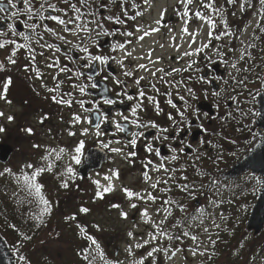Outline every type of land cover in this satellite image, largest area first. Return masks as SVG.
I'll list each match as a JSON object with an SVG mask.
<instances>
[{
	"label": "snow or ice",
	"instance_id": "1",
	"mask_svg": "<svg viewBox=\"0 0 264 264\" xmlns=\"http://www.w3.org/2000/svg\"><path fill=\"white\" fill-rule=\"evenodd\" d=\"M148 0H145L147 3ZM196 2V0H178V4L181 6L180 9H177L176 15L182 21L183 27L180 30L179 41H184L188 44V50H185L179 59L183 60L185 57H197L201 53H204V58L206 63V67H211L213 64L224 63L229 64L224 57L227 53L223 50V46H219L218 44H213V41H221L225 37L229 39H241V35H237L236 32L230 29L228 22L224 19V9L223 7L219 6L217 0H199V6L193 10L191 6ZM228 4L237 5L238 0H226ZM4 0H0V13H7L10 9H16V11H11L9 16H6L5 19L11 20L13 17H17L19 15L26 16L25 21V28L28 29V32H18L15 25L13 23H9L7 25V30H0V37H5L4 39L0 40V49H4L5 47L10 46V55L7 56V61L9 64H15L17 53L20 50H26V54L29 59V65L26 66V70H31L35 73L37 78H43L44 73L41 71L39 66L36 64L37 56H44V51H37L36 47H33V44L37 45L39 49H48L53 52V56L48 57L49 63L46 64V67L49 69L55 68L57 69V76H54V79H57V83L55 87L47 88V91L50 93H56L53 95L51 99L57 103L58 105H65L69 108L73 107V104L79 105V108L82 110L83 113L87 114L85 116H81L79 113H74L72 115V119L70 123L75 126L77 124H87L88 127H82L80 130V134L84 137L89 136L90 134L100 138L106 134L105 130H102L103 125L111 124L115 132L112 135H116L118 133H128V125H132L137 129V131H132L129 133L130 139L123 143L121 147H112V143L121 144L120 140L116 141H109L108 143H104L101 141V146L103 148H109L112 152L116 154H124V148H136L138 143L141 141L142 138L147 140L145 136V131L149 129H157L158 132L155 136L152 137L153 141H168L170 138L168 135H164L168 132L167 128H161L158 124L154 121H144L141 117V113L147 111L145 106V101H147L148 105L151 106L152 110H154L157 115H159L163 109L160 107V102L154 95H149L147 91H145V86H141V81L145 80L144 76H135L137 71H144L150 74V78L148 84L146 85L147 88L151 89L152 92L157 94L160 93L159 87H157L156 83L153 80H159L161 83L168 85L169 87H179L184 84V80H179L172 82L170 80L165 79L166 77H172L174 74H180L182 72H186L192 70L194 72H202L203 69L194 67L198 64L196 59H191L185 68H170V70H166L165 68H149L147 64L140 63L135 65L134 70H128L125 61L132 57V51L127 50V46L132 43L131 40H127L124 43L116 42L111 45V49L109 53H105L100 51L98 53H93L92 48L99 49L100 48V39L102 37H109V36H116V31H109L104 28V21L97 19V11L93 10V5L96 4V0H57L56 3L52 2V0H7L8 7L3 6ZM22 3L23 9H18L17 5ZM123 3H127V0H123ZM260 7L256 10V16L259 18V22L256 23L255 27L259 30L261 34H264V0H258ZM38 4V6H37ZM132 7H138L135 3V0H132ZM247 8H252L253 5L249 2V0H242L239 2V10L244 12ZM106 7L105 4L101 3L97 5V9ZM166 12V10H165ZM219 18V23L217 19L213 16ZM143 13L137 11L134 15H128L127 9H122L121 16H107L104 19L106 21H112L115 24L125 25L127 21L122 19V16L127 17V20L135 21L137 17L141 16ZM235 15V13H232ZM164 12L161 13L163 17ZM195 18L199 22H203L200 27H203L204 24L208 27L207 38L205 40L198 41L197 37L201 35L199 31H190L189 25L191 24L192 19ZM35 21V22H30ZM45 21H52L54 22L55 26L50 27ZM162 19L156 20L157 25L162 24ZM251 26V25H249ZM220 27L221 30L217 32V28ZM43 28V32L37 31L38 29ZM59 28V31H57ZM160 29L159 27L151 28L148 31H144L143 29L137 27V32H143L142 35L138 36L137 39L139 41H143L147 36L158 32ZM171 31V29H170ZM9 33H11V37H20L23 39V43H19L17 39H13L9 37ZM30 33V34H29ZM45 34H48L50 37L53 38L56 42H48L44 40ZM119 35L125 37H132L134 36V32L132 31H125L119 33ZM78 37L79 42L73 43L68 37ZM185 37L188 39L185 41ZM261 37L253 33L252 40H259ZM41 41H44L41 43ZM171 41L173 42V47L179 52L180 48L183 47V44L178 41L177 36H171ZM241 44L244 45L243 40L241 39ZM64 45H72L70 48H63ZM193 45H196L193 47ZM163 47V46H161ZM255 48V44L249 42L247 45H244L241 48L240 55L237 59L229 64V66L236 70V72H249L251 71L250 68H240L238 64L240 62L247 63L253 59L252 53L249 49ZM63 49V55L66 61L71 63L73 67H69L68 64H64L61 66V62L58 58L55 57V53H61ZM209 50L213 53L217 59H213V56H209L205 50ZM77 51L79 53H83L81 56H74L73 52ZM229 51L235 52V48H230ZM111 53H120V57L117 58L116 55H112ZM148 59V61L155 65L159 62V58L153 60L151 57V53L148 54L147 57H136V59ZM78 61H82L83 63H78ZM114 63L118 65L122 70V75L126 78H133L134 77V84L136 87L135 94H130L128 90V84L126 80L119 79L118 77L114 76L112 72H108V68L110 65ZM85 69L93 72L94 75L90 74L87 75L85 78ZM5 65L3 62H0V72L5 71ZM107 73L106 75L102 76L103 80L112 79L114 85L119 86L120 91L115 93L116 98H108L105 96L102 100L104 105L113 106L117 103H125V102H132L130 107V114L125 115L124 112L116 111L114 115H109L105 112L100 104V101H92V100H85V99H76L74 93L72 91L64 92L61 94V86L67 81H79L71 83V88L78 92L81 97L89 95V89H96L97 82L96 77L101 76V73ZM65 74L66 80H59V74ZM71 73V75H68ZM159 74V75H157ZM85 79L87 82H85ZM191 79V77H189ZM198 80L203 81L205 83H212V80L207 79L205 76H198ZM214 79H220V77H214ZM235 80V77H233ZM258 80L261 81V84L264 85V79L257 77ZM239 86L247 87V78L244 77L240 80L235 81ZM227 83V81H225ZM12 80L11 78H7L3 82L2 90H0V99L7 100V91L8 88L11 86ZM44 87H47L44 85ZM105 92L109 90L107 88L104 89ZM186 91L191 96H195L192 88H187ZM223 89H221V92ZM220 92H214L213 95L219 96ZM163 95L171 96L170 92L163 93ZM67 97V99L65 98ZM180 100L185 101V107H190L187 104V101L183 96L179 97ZM232 100H236V97H231ZM11 103V101H7ZM167 103L172 107L176 108V104L173 103L171 99L167 100ZM86 104H92V107H86ZM179 112V109H177ZM195 115V112L193 113ZM4 113L0 112V117H3ZM95 117V122L93 121L92 117ZM180 116L185 124H187V117L184 115L183 112L180 113ZM231 116V113H229ZM46 118V117H45ZM173 122V127H177L178 122L175 120L174 117L169 115L168 117ZM7 119L9 121L13 120L14 117L8 116ZM126 122V123H122ZM179 131V129H177ZM4 128L0 127V132H3ZM29 133L32 132V129H27ZM70 136H75L76 132L70 131ZM175 137H173L174 139ZM189 149H191V145H186ZM38 147V146H37ZM84 141L81 140L78 145L74 149V153L71 155V161H74L75 164L79 165L81 163V154L82 150L84 149ZM145 151L147 153L153 154L155 157L160 159V163L153 165V160L149 159L146 163H143V167L145 169H149L151 172L154 173H162V175L153 181V176L149 174V171H144L142 173L143 180L148 184V187L141 191H133L128 188H123L124 193L126 194V198L129 200H134L130 204L131 208H137L138 202H143L144 205H148L151 203L152 205H157L158 201H161L155 208V215L157 217H162L160 219H153V217L149 213V208L147 206L143 207L140 211V216L142 217L145 225L151 229L147 230L144 237L141 239H136L133 235V232H129L128 236L132 237L133 240L136 242L134 244H130L125 251L129 256H135L133 249H144L146 246H150V250L146 252L145 255H142L138 259H133L130 264H158V257L162 253L164 256L171 259L169 256L170 248L168 247H161L160 241L167 240L170 242H180L183 243L185 239H189L193 242L195 247L189 249L193 256L204 255L205 253L199 251L201 242L200 237L196 234H193L190 230L193 224L191 222L199 221V224L196 225L199 227L200 225L204 224L205 219H211V224L215 228H219L220 225L216 223V220L212 218V214L208 213L204 208H199L195 210V213H189L188 206L178 203L177 201L167 199L165 196H161L159 194L154 195L153 193H163L167 194L171 192L172 186L175 185L181 192H185L189 195L190 198L196 199L193 195L196 191H203L205 185L201 183L200 187L197 188L194 183H180V181H188V177L186 175H181L179 178L176 177V172L184 173L187 171L185 167L175 168V167H168L166 162H174L180 159V156L177 153H184V148L179 147H171L169 145L170 151L173 153L169 157H164L161 154V150L159 147H154L152 142H147L143 145ZM55 153V160H60L66 153V149L60 148L58 151L56 149H49L48 154L43 156L41 159L46 161L45 166H36L32 163H27L25 165L26 169H31V174L27 172H22L21 175L23 177V181L27 189L29 190L28 194L32 195L34 193L37 197H39V202L43 204L45 207L43 208V213L50 214L52 204L51 202L46 199L42 195V188L44 187L43 183L38 182V178L42 176L45 172H52L55 163L54 161L50 160V157L53 156ZM137 153L135 151H129L125 154V158L135 157ZM219 158V157H218ZM199 159V156L196 157ZM151 166V167H150ZM8 175H14L11 168H5L3 171H0V177ZM64 175H68L69 178L75 176V171L71 164H69ZM114 175L118 178V172L114 173ZM199 175L205 176L207 173L200 172ZM17 182L20 181V177H16ZM107 180L111 181L112 177H106ZM253 179L257 180V183H264V180L260 178L253 177ZM171 182V183H170ZM99 186V181L95 182ZM216 181L214 179H210L208 184V190L212 191L216 189ZM163 185V186H161ZM61 187L68 188L69 182L68 180H64L61 183ZM114 190L112 184L103 188V191H98L96 193L97 197L102 198L104 193L111 192ZM217 195H219V191L217 190ZM32 203L33 201H28ZM223 203L222 200H209L210 207H218L219 204ZM114 208H119V205H112ZM178 210L180 213H184L183 223L181 221H176L175 223L169 225L168 221L169 218L173 217L174 211ZM81 212L87 213L89 211L88 208H81ZM121 216L124 219H127L128 214L126 212H121ZM30 219H34L38 221L40 224L43 223L42 216L33 215ZM70 220H75V216L68 217ZM183 224L188 225V229L183 227ZM10 228L17 229L15 224L9 225ZM180 228V231L177 233H172L170 231L171 228ZM84 232V229H81ZM203 231L205 233L209 232V228L207 226L203 227ZM23 239L31 240V236L24 235ZM86 239L91 242V246H94L96 251V256H93L91 259V251L89 250H82L83 259L88 261V264H96L97 258L104 262V264H120L117 261H111L106 259L105 253L101 248L100 244L98 243L97 239L91 235H86ZM209 242L212 245H215L216 241L211 238L209 235L208 237ZM182 249L176 248L172 255H175V252H179ZM20 260L24 261V264H28V260L25 256H20Z\"/></svg>",
	"mask_w": 264,
	"mask_h": 264
},
{
	"label": "rangeland",
	"instance_id": "2",
	"mask_svg": "<svg viewBox=\"0 0 264 264\" xmlns=\"http://www.w3.org/2000/svg\"><path fill=\"white\" fill-rule=\"evenodd\" d=\"M239 2H242V0H238L237 5H231L225 0H217L218 5L224 9V19L228 24V20H231L232 24L235 22L237 25L241 19H245L246 26L243 25L237 31V35L242 34L241 39L244 45H247L249 42L255 44V48L249 49L253 59L247 63L242 61L238 64L240 68L248 67L251 69L249 72L242 71L243 78H247V87H245L243 93L246 99L244 103L247 105L249 104L248 100L252 99V92L256 93L260 90L261 81L257 77H260V73L264 70V34H261L255 27L256 23L259 22V18L256 16V10L260 7L258 0H249L253 7L247 8L246 6L244 12L239 10ZM226 3L227 5H225ZM198 6L199 0H196L191 8L195 10ZM180 8L181 6L179 5ZM232 13H235V15ZM213 16L215 17L214 13ZM215 18L219 23V18ZM202 24L203 22H199L193 18L189 25L190 31H199L201 33L197 37L198 41L207 38L208 27L206 24L200 27ZM182 27V21L179 19V36ZM220 30L221 28L218 27L217 32ZM253 33L261 38L253 41ZM187 39L188 37H185V41ZM241 39H229L225 37L219 42H213L219 46H223V50L227 55L230 53V46L233 44L236 49L233 52V57L234 55L238 57L241 48L244 46L241 44ZM179 42L183 44V47L179 51L180 57L185 50H188V44L184 41ZM195 46L193 45V47ZM198 57L179 59V67L186 66L190 59H197ZM231 70L236 71L233 68ZM5 80H0V90H2ZM16 98L17 83L12 82L7 91V100L0 99V112L4 113V116L0 117V127L4 128V131L0 132V143L10 144L14 148V155L11 160L5 165L0 164V171H3L5 168H11L14 173V175L6 174L0 177V221L3 223L8 222L4 212H9L12 208L22 210V214L31 208L32 214L36 216L43 217V215H47V221L44 227L38 230L35 235L33 234L32 236V233L30 234L32 237L31 243L19 242V245L26 244L21 249L26 252L27 259H30L32 264H68L70 260H81L83 257L81 254L82 250H89L91 253L94 252L96 254L94 246H91V242L86 239V235H91L97 239L108 260H118L120 264H130L133 259H138L142 255H145L150 250V246H146L144 249H133L135 256H129L125 251L130 244L136 242L132 237L128 236L130 231L133 232V235L138 240L145 236L147 230H151L145 225L139 214L143 207L147 206L149 208V213L153 219L162 218L155 215V208L161 201H158L157 205H152L151 203L144 205L143 202H138V207L134 209L130 207V204L136 201L126 198L123 188L126 187L133 191L142 192L148 187V184L142 178V172H133L132 168H130L132 171L127 169L120 158L113 156L111 158L109 157L108 162L93 178L81 181L77 174L78 166L81 163L79 165L75 164L74 161H71L70 157L72 154H75L74 149L84 136L80 134V129L75 127L76 125L73 126L70 123L72 115H64L66 117L64 121H69L70 123V129L68 130L63 128L62 124L64 123H61V120L59 121L60 116L58 114L55 115L53 128H51V120L45 126H42L43 117L39 114H33L30 117L25 114L23 122L20 123L18 117L23 111L18 107ZM7 101H11V103ZM61 106L58 104L55 105V108L57 107L56 110L60 111ZM8 116H12L14 119L9 121L7 119ZM27 129H32V132L29 133ZM70 131L76 132V135L70 136ZM244 133V129L239 134L236 131L235 135L230 136L227 140L242 141L243 137H245L243 144L251 145L253 137L249 136L248 133L247 135ZM60 148L66 149L67 154L62 159L55 160L54 153L50 157V160L55 163L53 171L50 173L45 172L38 178V182L44 185L42 195L52 204L51 212L47 214L43 213L45 206L39 202V197L35 195L34 190L32 195L28 194L29 190L23 181L21 173L27 172L31 174L32 170L25 168L27 163H32L36 166H45L47 162L41 158L48 154L49 149H56L58 151ZM242 151L243 148L240 145L237 150L233 151L222 162L217 164V171L227 169L241 156ZM69 164H71L75 171V176L72 178L63 174ZM116 172L119 174L118 178L114 175ZM109 176L112 177L111 181L106 179ZM178 176L176 177L179 178ZM16 177H20L19 182H17ZM156 179L153 178L152 182H155ZM64 180H68L69 182V187L66 189L61 187V183ZM96 181L100 182L99 186L95 183ZM209 182L210 180L203 179V181H200V179L194 180L192 178L188 179V181L180 182L194 183L197 188L200 187L201 183L205 185L203 191L193 193L196 199L190 198L187 193L181 192L180 190L179 192H175L177 188L174 192H168L166 195L163 193H153L154 195L159 194L165 196L167 199L187 205L189 213L195 211L197 208H204L208 213L212 214V218L220 225L219 228H215L211 224V219H205L204 224L199 227L196 226L199 224V221L191 222L193 224L191 229H188L187 225L186 229L200 237L201 246L199 251L204 252V255L197 254L193 256L191 254L189 249L195 247V245L189 239H185L183 243L172 242L171 244L167 240L160 241L161 247L170 248L169 256H171V259H168V257L161 253L158 257V264H199L212 247L208 239L209 235L215 241L224 238L230 239L239 225L243 228L246 243L252 244L254 247H264V232L256 239H252L244 231L249 211L259 189L257 180L253 179L250 175H243L238 179L223 182V184L217 181L216 189L212 191L208 190L207 186ZM109 184L113 185L114 190L104 193L102 198L97 197L96 193L103 191V188ZM172 187L174 188L175 185ZM217 190L219 191V195H217ZM210 199L222 200L223 203L213 208L209 206ZM196 200L200 201L199 206L195 205ZM28 201L33 202L29 203ZM114 204L120 207H112ZM81 208H88L89 211L83 213L80 211ZM122 211L128 214L127 219L121 216ZM184 215V213L175 210L173 217L169 218L168 224L171 225L179 221ZM71 216H75L76 219H68ZM133 216H135L134 220H132ZM38 226L39 224H37ZM205 226L209 228V232L207 233L203 231V227ZM81 229L85 231L82 232ZM7 230L9 231V229ZM178 230V227L170 229L172 233H177L179 232ZM8 231L6 232L7 234L1 231L8 242H12L11 239L17 241L13 234V237H10ZM22 233H26V229L23 227ZM177 247L182 250L172 255V252ZM260 257L262 259L261 264H264V250H262Z\"/></svg>",
	"mask_w": 264,
	"mask_h": 264
},
{
	"label": "flooded vegetation",
	"instance_id": "3",
	"mask_svg": "<svg viewBox=\"0 0 264 264\" xmlns=\"http://www.w3.org/2000/svg\"><path fill=\"white\" fill-rule=\"evenodd\" d=\"M52 2L56 3L57 0H52ZM101 3L105 4L106 7L97 9V5ZM135 3L138 5V7L134 8L131 6L132 0H127V3H123V0H96V4L93 5V10L97 11L96 18L104 21V28L106 30L116 31L117 35L102 37L100 39V48H92V52L98 53L103 51L105 53H109L112 44L116 42L124 43L127 40H131L132 43L127 46V50L132 51V57L125 61L128 70H134L135 65L140 63L147 64L148 67L152 68L153 70L157 67L165 68L166 70H170V68L174 67L185 68L186 66L179 67V52L172 46L173 42L171 41V36L173 35L177 36L179 41V17L176 15V11L179 9L178 0H148L147 3H145V0H135ZM3 6L8 7L7 0H4ZM17 8L22 10L23 4H18ZM122 9H127L128 15H134L137 11L142 12L143 14L137 17L135 21L127 20V17L122 16L121 18L127 21L125 25L115 24L112 21H106L104 19L110 15L121 16ZM11 11H16V9H10L7 13H0V30L6 31L7 25L9 23H13L18 32H28V29L25 28V21L27 19L26 16L19 15L17 17H13L11 20L5 19L6 16L10 15ZM162 12H164L163 17L161 16ZM158 19H162L163 22L161 25H157L155 23ZM228 21L230 29L236 33L245 23V19H241L237 25L235 22V25L232 24L231 20ZM45 23L50 27L55 26L54 22L52 21H45ZM137 27L143 29L144 31H148L155 27H159L160 30L147 36L143 41H139L137 37L142 35L143 32H137ZM37 31L43 32V28L38 29ZM57 31H59V28H57ZM125 31L134 32V36L125 37L119 35V33ZM9 37H11V33H9ZM4 38L5 37H0V40ZM11 38L17 39L19 43L24 42L20 37ZM68 38L72 40L73 43L79 42L78 37L69 36ZM44 40L48 42L59 43V41H54L53 38L48 34H45ZM43 42L44 41H41V43ZM213 44H215V42H213ZM33 47H36L37 51H44V56L38 55L36 59L37 66H39L41 71L44 73L43 78H37L33 71L26 70V66L29 65V59L26 54V50L22 49L17 53V56L15 57L16 63L14 65L9 64L6 59L7 56L10 55L9 46L5 47L4 49H0V62L4 63L6 69L5 71L0 72V80L3 81L10 77L13 83H17V98L15 100H17L18 107L23 111V113L18 117L20 123L23 122L25 114L29 117L33 114H39L43 117L42 126H45L49 120H51L50 124L51 128H53V124H55V115L58 114L60 116L59 121L61 120V123H64L62 124L63 128L68 130L70 129V123L69 121H64V118H66L64 116L65 114L71 116L74 113H79L82 117L87 114L83 113L79 108V105H76L75 103L71 108L62 105L60 111L56 110L57 107L55 108V105L57 104H55V102L51 99V97L56 95V93H50L47 91V88L55 87L56 83L58 82L57 79H54V76H57V69H49L46 67V64L50 62L48 57L53 56V52L48 49H39V47L35 44H33ZM70 47H72V45L63 46V48ZM230 47L234 48V45L232 44ZM206 52L209 56H213L211 51L206 50ZM149 53H151L153 60L159 58V62L153 65L146 58L136 59V57H147ZM111 54L116 55L117 58H119L121 55L120 53ZM73 55L81 56L83 53L74 51ZM55 57L60 60L61 66L68 64L69 67H73L71 63L65 60L63 49L61 53H55ZM213 59L217 58L213 56ZM224 59L230 64L231 62L235 61L237 57L235 55L233 57V52L230 51V53L226 55ZM196 60L198 61V64L194 67L203 69L202 72L197 73L189 70L180 74H174L172 77L165 78L172 82L184 80V84L179 87H169L168 85L161 83L159 80H153L157 87H159L161 94L152 92L151 89L146 87L150 78L149 73L144 71H137L135 73V76L145 77V80L141 81V86H145V91H147L149 95H154L157 97L160 102V107L163 109V111L157 115V113L152 110L151 106L148 105L147 101H145L147 111L141 113V117L144 121H154L161 128H167L168 132L164 135L169 136L170 139L168 141H153L152 137L157 134L158 130L149 129L145 131L147 140L142 138L136 148L126 147L124 148V154H116L109 148H103L101 146V141L108 143L109 141L114 142L116 140H120L122 142L121 144L112 143L111 146L121 147L123 143H126V141L131 138L129 133L132 131H137V129L129 124L128 133H118L114 136L112 135V133L115 132L114 127L111 124L103 125L102 130L106 131V134L103 137L97 138L90 134L89 136L82 138L85 147L82 151L81 164L84 162V157L88 150L100 148L105 150L110 158L113 156L120 158L121 162L125 164L127 169L132 168L133 172L139 171L142 173L144 171H149V174L153 176V178H159L162 173L151 172L150 168L145 169L142 163H146L149 159L153 160V165L160 163V159L158 157L147 153L143 147L145 143L152 142L154 147L160 148L161 154L164 157H169L173 154L169 149V145L175 148H184V153H177L180 156L179 160L174 162L165 161L168 167H185L187 169V171L184 173L179 171L176 172V176L179 175L180 177L181 175H186L193 177L194 180H216L217 172H219L217 171V164L222 162L233 151L237 150L240 145L243 148V151L246 150V146L243 144L245 137H243L242 141L227 139L230 136L235 135L236 131H238L239 134L243 129L247 135V122L252 116L253 112L251 111V107L244 103L246 102V99L243 95L245 87L239 86L235 82L236 80L243 78L242 71L239 73L236 71L234 72L231 70L229 64L219 62L217 64H213L210 68L206 67L207 62L205 61L204 53H201ZM78 63L83 62L78 61ZM216 65L218 66L216 67ZM84 71L85 78L87 75H94L93 72H90L87 69ZM108 72H112L113 75L119 79L126 80L129 93L133 95L135 94L136 87L134 84V77H124L122 75L123 70L114 63L110 65ZM106 74L107 73L105 72L101 73V76H97V88H90L88 90L89 95L81 97L78 92H75V90L71 88V83L79 81H67L65 74L61 73L59 74L58 79L66 80V82L61 86V94L72 91L76 99L100 101L101 108L110 116L114 115L116 111H121L124 112L125 115H129L132 102H125L123 104L117 103L113 106L104 105L102 103V100L105 96L115 99V93L120 91L119 86L114 85L111 78H109V80L102 79V76ZM68 75H71V73ZM205 75L207 79L212 80V83H205L197 79L198 76ZM189 77H191V79H189ZM214 77H220V79L217 80L214 79ZM233 77H235V80ZM225 81H227V83H225ZM85 82H87L86 79ZM44 85L47 87H44ZM105 88H107L109 91L105 92ZM187 88H192L195 96L189 95V93L186 91ZM221 89H223L222 92ZM167 92L171 93L170 97L163 95V93ZM214 92H220L221 94L219 96H215L213 95ZM180 96L185 98L187 104L190 105V107H185V101L180 100ZM231 97H236V100H232ZM65 98L67 99V97ZM168 99H171L177 107L172 108L167 103ZM202 103L207 104L214 110L213 116H210L208 112L202 110L200 106ZM85 106L92 107L93 105L86 104ZM177 109H179V112ZM181 112H183L187 117V124L183 122L180 116ZM194 112L195 115H193ZM229 113H231V116H229ZM169 115L174 117L178 122L177 127H173L172 120L168 118ZM92 119L95 122L94 116ZM82 126L88 127L87 124H77L75 127H78L81 130ZM177 129H179V131ZM194 133H197V135L195 136ZM173 137L175 138L173 139ZM188 144L191 145V149L186 146ZM129 151H135L137 155L135 157L125 158V154ZM197 156H199L198 160L196 159ZM224 170L226 169L221 170L219 175ZM99 172L100 171L91 172L88 178H80V180H90ZM200 172L207 173V175L201 176L199 175Z\"/></svg>",
	"mask_w": 264,
	"mask_h": 264
},
{
	"label": "water",
	"instance_id": "4",
	"mask_svg": "<svg viewBox=\"0 0 264 264\" xmlns=\"http://www.w3.org/2000/svg\"><path fill=\"white\" fill-rule=\"evenodd\" d=\"M256 105L258 114L253 122L252 131H257L260 138L247 155L221 175L223 180L236 179L242 174L249 172H251L252 176H258L261 180H264V85H262V91L257 94ZM200 106L202 110L210 113V115L214 114L211 107L207 104L202 103ZM12 154V146L0 143V163L6 164ZM107 159L108 156L104 150L99 148L90 149L85 155V162L78 169V174L82 177H87L89 172L100 169ZM132 219L134 220L135 216ZM245 230L247 233H252L253 238H256L264 230V183H261V189L251 209ZM0 264H17L16 254L13 253L7 240L1 233Z\"/></svg>",
	"mask_w": 264,
	"mask_h": 264
},
{
	"label": "trees",
	"instance_id": "5",
	"mask_svg": "<svg viewBox=\"0 0 264 264\" xmlns=\"http://www.w3.org/2000/svg\"><path fill=\"white\" fill-rule=\"evenodd\" d=\"M175 192H179V189H177ZM4 213L7 216L8 222L3 223L0 221V231L6 233L8 231L7 229H9L8 234H10V237L12 238L13 235L16 237L18 242L15 239H11L12 242H10V246L17 254V263L24 264V261L20 260V256L23 255L26 257V252L23 251L21 247L25 243H31V240L23 239V236H21L22 227L26 229V233H23L24 235L30 236L32 233L33 236V234L35 235L38 230L44 227L47 221V215H43V223L40 224L38 221L30 219V217L34 215L32 214L31 208H29V210L23 214L22 210L13 208L9 212ZM179 221L183 223V218L179 219ZM11 224H15L19 231L10 228L9 225ZM37 224H39L40 228L39 226L37 227ZM183 227L186 229L187 224H183ZM178 229V231H180V228ZM244 238L245 236L243 228L241 225H239L238 229L233 232L230 239L224 238L216 240L215 245H212L210 251L199 264H261L262 259L260 256L262 250H264V247H254L252 244L246 243ZM20 241H24L25 243H23V245H19ZM93 256H96L94 252L91 253L89 259H91ZM82 259H77L76 261L70 260L68 264H88V261ZM27 260L28 264H32L30 259ZM96 264H104V262L97 258Z\"/></svg>",
	"mask_w": 264,
	"mask_h": 264
}]
</instances>
